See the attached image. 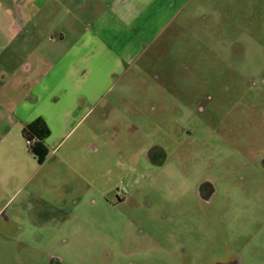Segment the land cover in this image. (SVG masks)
Instances as JSON below:
<instances>
[{
    "label": "rangeland",
    "instance_id": "rangeland-1",
    "mask_svg": "<svg viewBox=\"0 0 264 264\" xmlns=\"http://www.w3.org/2000/svg\"><path fill=\"white\" fill-rule=\"evenodd\" d=\"M183 4L41 164L9 128L0 264H264V0Z\"/></svg>",
    "mask_w": 264,
    "mask_h": 264
},
{
    "label": "crops",
    "instance_id": "crops-1",
    "mask_svg": "<svg viewBox=\"0 0 264 264\" xmlns=\"http://www.w3.org/2000/svg\"><path fill=\"white\" fill-rule=\"evenodd\" d=\"M84 1L0 0V157L8 131L37 118L48 150L51 120L98 100L120 56L158 37L186 0Z\"/></svg>",
    "mask_w": 264,
    "mask_h": 264
},
{
    "label": "trees",
    "instance_id": "trees-1",
    "mask_svg": "<svg viewBox=\"0 0 264 264\" xmlns=\"http://www.w3.org/2000/svg\"><path fill=\"white\" fill-rule=\"evenodd\" d=\"M49 130L40 118L33 120L31 123L23 127L22 135L25 137L29 151L38 164H41L48 152L43 141L48 136Z\"/></svg>",
    "mask_w": 264,
    "mask_h": 264
},
{
    "label": "flooded vegetation",
    "instance_id": "flooded-vegetation-1",
    "mask_svg": "<svg viewBox=\"0 0 264 264\" xmlns=\"http://www.w3.org/2000/svg\"><path fill=\"white\" fill-rule=\"evenodd\" d=\"M138 227V226H137ZM142 230H144V229H142ZM141 230V228H139V229H135L134 231H133V233H135L136 231H137V234H139V231H142ZM128 259L130 258V259H132V258H134V256H128L127 257Z\"/></svg>",
    "mask_w": 264,
    "mask_h": 264
},
{
    "label": "built area",
    "instance_id": "built-area-1",
    "mask_svg": "<svg viewBox=\"0 0 264 264\" xmlns=\"http://www.w3.org/2000/svg\"><path fill=\"white\" fill-rule=\"evenodd\" d=\"M26 144H29V142H28V141H26Z\"/></svg>",
    "mask_w": 264,
    "mask_h": 264
}]
</instances>
